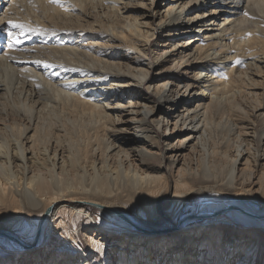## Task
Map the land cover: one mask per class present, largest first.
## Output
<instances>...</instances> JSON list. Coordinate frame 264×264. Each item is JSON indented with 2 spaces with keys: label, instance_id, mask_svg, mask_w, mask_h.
I'll list each match as a JSON object with an SVG mask.
<instances>
[{
  "label": "bare ground",
  "instance_id": "bare-ground-1",
  "mask_svg": "<svg viewBox=\"0 0 264 264\" xmlns=\"http://www.w3.org/2000/svg\"><path fill=\"white\" fill-rule=\"evenodd\" d=\"M95 1L12 0L0 18V37L9 20L40 30L0 38V264H264L261 107L231 93L237 59L264 70V0L168 6L161 28L179 35L219 21L191 55L198 76L124 30L79 28Z\"/></svg>",
  "mask_w": 264,
  "mask_h": 264
},
{
  "label": "rangeland",
  "instance_id": "rangeland-1",
  "mask_svg": "<svg viewBox=\"0 0 264 264\" xmlns=\"http://www.w3.org/2000/svg\"><path fill=\"white\" fill-rule=\"evenodd\" d=\"M120 1L122 3H119L117 8L111 9L110 8L111 2H106L104 3L105 5H103L101 1L98 2V0H96L94 3H90L86 7L85 12L79 14V10L73 11V13L71 10V13L75 16L77 15L78 19L77 17L75 18L77 19L78 24H80L79 28H86L89 31L91 30V31H97V32L106 31L108 33H112L113 28L124 30L126 34L127 33L128 35L132 34L131 36H135L147 43L149 56L146 59L148 61H149V58H151V60L154 61L155 57L158 54H163L162 58L167 57L165 61V65L167 64V66H169L172 63L178 64V65L180 64V66L176 68L175 70L176 73L179 71L181 72L187 71L188 73L186 74H188L189 76H198L197 73L200 71L199 70L200 67L198 66L199 64L196 63V61H192L193 57H191V55L194 53L196 45L199 43L198 40L201 38L200 35L201 36L211 35L212 31L210 32L209 29L218 28L216 24L219 21H216L215 22L216 24L214 23L212 25H206L205 22L204 23L200 22L201 20L198 22V20H196L197 18H195L194 24H192L191 28L184 27L181 29V30L183 29L187 30L188 32L185 33L184 35H179L180 32L169 27L171 25L168 24L164 28H161L162 27L161 25L167 20L166 19L167 17L165 16V14H166V9L168 8V6L176 4V8H177L178 5L182 1H186V0H154V2L153 0H120ZM11 2L12 0H0V18H2L6 12L8 14L14 12L13 9H10ZM34 3H35V0H34ZM207 5L208 6L206 8L202 7V8H199V10L197 7L189 9L187 12L188 15L186 17L193 18L195 17V15H198L201 13H208L207 15H209V13L211 14L210 11L214 7L211 3ZM36 7H39L41 9V5L39 4L36 5ZM81 10L83 11V8H81ZM42 13L44 17L41 20L45 19V21L49 23L50 25H55V23H51L49 18L45 16L44 11H42ZM223 17L224 16H221V18ZM208 19H211V21L214 22L216 17L215 15H210ZM6 20L7 19H3L2 22H6ZM36 20L37 18L33 17L32 20H27V22L28 23L36 22L37 25H40V22ZM136 24L137 26L140 27V28L138 27L141 30L140 36H138L137 34L138 32H135V31L133 32L130 29V28L135 27ZM141 34H143V36H141ZM149 38L150 40H147ZM183 44H186V45H183ZM259 59L263 60L264 58H258V60ZM185 60L187 61L184 62ZM161 67L163 69V66ZM236 68H237L236 64L231 65V70H234V71L237 70L238 76L240 75L239 79L241 78V80H243V78H245L246 82L243 84L241 82L242 86L241 85L236 86L235 90L231 92L232 96L233 98L238 99V100L246 101L249 99L260 105L261 107L260 113H262V115L259 118L260 121L256 122V126H258V129H262V127H264L263 126L264 125L263 124L264 122L263 120L264 119V80H263L264 70L263 69L247 70L241 66L238 67L239 69H236ZM163 71H159L158 73H161ZM204 72L206 71H203L202 74ZM155 74H156V71L150 75L151 81H153ZM213 80L214 82L217 83L219 81H222V78L216 77ZM247 81L252 84H246ZM202 84L203 82H200V85ZM159 134H163V132L160 130ZM186 134H187L186 132L179 133V134H173L172 141L176 143L180 137H183ZM163 139L164 138L161 135V141L163 143L162 146H163V149H165L166 144L163 142ZM198 201H199L198 199L192 198L190 202L184 208L183 214L185 215L192 214L193 206L197 204ZM93 209L95 211L97 210L96 215L99 217V212H100L99 208L94 207ZM80 227H78L80 231H83L85 229V228L83 229V226H80ZM92 259H95V253ZM102 262L103 260L100 261V264H102ZM111 264H116V262H112Z\"/></svg>",
  "mask_w": 264,
  "mask_h": 264
},
{
  "label": "snow or ice",
  "instance_id": "snow-or-ice-1",
  "mask_svg": "<svg viewBox=\"0 0 264 264\" xmlns=\"http://www.w3.org/2000/svg\"><path fill=\"white\" fill-rule=\"evenodd\" d=\"M49 2L51 3H57L59 4L60 3V0H49ZM247 15V13H245ZM6 27L9 29L6 34H4L2 37V39L6 40L7 41V48L8 49H12L15 45H18L20 43V38H19V35L17 34V32L13 31V30H19V33L20 34H23V35H28V34H31L33 32H38L40 31L39 29H35V28H32L30 25L28 24H24V23H17V22H14V21H11L9 20L7 22V25ZM3 29H0V33H3ZM4 51V48L3 47H0V53H2ZM34 63L36 64H39L41 63L40 61H35ZM236 65H241L242 64V61H240L239 59H237L235 62H234ZM224 78H227L226 76ZM103 220V217H98L97 220H96V223H101Z\"/></svg>",
  "mask_w": 264,
  "mask_h": 264
}]
</instances>
